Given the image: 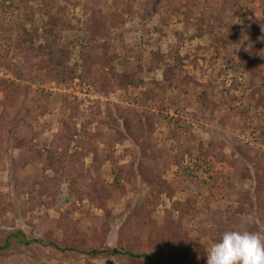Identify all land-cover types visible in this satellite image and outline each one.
Wrapping results in <instances>:
<instances>
[{"label":"rangeland","instance_id":"obj_1","mask_svg":"<svg viewBox=\"0 0 264 264\" xmlns=\"http://www.w3.org/2000/svg\"><path fill=\"white\" fill-rule=\"evenodd\" d=\"M96 1L105 18L102 28L94 14L83 15L80 6L74 11L84 28L79 43L100 57L101 66L126 52L161 50L172 56L176 76L165 82L161 68L151 66L137 87L124 84L105 94L86 80L58 85L45 72L23 66L15 54H5V41L20 20L8 24L0 11V25L7 27L0 32V245L7 233L23 231V240L10 234L0 248V264H61L67 257L78 262L73 252H56L49 244L80 248L98 242L105 249L134 238L139 252H152L161 262L183 260L191 248L199 264H206L208 250L224 232H264V207H257L252 190L256 175L264 186V0H238L237 13L213 10L237 32L233 43H218L217 49L210 34L199 32L205 24L192 32L178 23L161 28L168 4L185 0H131L130 8L126 0ZM200 1L196 14L205 7ZM170 14V21L180 17ZM151 89H162L164 96L148 97ZM44 98L45 110L38 113L34 104ZM66 101L78 103L71 119ZM112 116L120 117V131ZM67 119L74 134L70 149L83 150L85 173L107 195L104 209L77 199L66 182L53 183L59 187L51 193L39 185L53 189L49 179L60 175L52 139L65 133ZM256 151V163L249 165L245 158ZM262 194L264 200V188ZM138 199L145 207L131 230L125 227L127 209ZM80 261L147 264L142 258Z\"/></svg>","mask_w":264,"mask_h":264},{"label":"trees","instance_id":"obj_2","mask_svg":"<svg viewBox=\"0 0 264 264\" xmlns=\"http://www.w3.org/2000/svg\"><path fill=\"white\" fill-rule=\"evenodd\" d=\"M204 2L205 7L196 14L194 7L201 3L200 0H185V2L180 5H175L174 1H171L168 4V7L171 8L169 9V12L180 17L176 21H170L171 14L169 13L164 18L165 23L161 28L167 27L168 25L173 26L178 23L185 32L189 30L192 32L197 30L202 24H205L203 30L202 28H199V32L201 33L204 31L212 36L215 49H217L216 45L218 43L221 47L233 43L235 37H237V32L235 30H229L226 24L224 25V23L218 21L221 13L215 15L213 14V10H222L226 7V9L228 8L237 13L240 7L238 0H204ZM232 3H234V6L237 5V9L232 8ZM124 4H126L127 8H130L131 0L124 1ZM78 6L81 7L80 9H82L83 15L94 14V17H96V23L101 24V28L103 27L104 24L102 22L105 21V18L102 17V11L100 10V7H98L99 1L97 5L96 0H0V11L4 13L3 19L7 18L8 24L11 19L20 20L18 23L20 27H17V29L14 30V36L12 38L11 36L8 37L5 41V45H7L5 54L8 55L10 52L15 54L23 66H32L31 68L33 69L45 72L54 79L58 85L69 86L75 79L81 81L86 80V82H89V85H92L97 92L103 94L108 90H115L124 84L137 87L139 83L143 81L142 77L151 71V66L153 68H161L163 81L165 82H169L171 78L176 76L171 62V55H169L168 58L166 57V53H163L161 50H156L148 51L141 55L136 52L132 56L128 55L125 51L126 48L124 45H122V49L127 55H115L109 59V62H107L105 67L101 66L99 62H97V60L100 61V57L96 54L89 53L87 48L84 47V45L81 46L79 43V38H81V32L84 31V28H81L82 21L74 11ZM168 21L169 23L167 24ZM222 26H226L227 30L221 33L218 31L215 32V27H218L219 29V27ZM6 28V26L3 27L0 25V32L6 31ZM178 32L180 31L173 30L174 34L179 35L180 33ZM244 48L243 52L247 49L246 45ZM75 51H77L78 54L74 59ZM178 62L180 61L178 60ZM165 82L161 83L162 85L160 88L164 87L163 84ZM160 91L154 93L151 89V94L149 93L148 97L154 98V96H161L162 98L164 95L163 93L160 94ZM200 96L198 97L200 98ZM45 100L46 98L35 102L34 108L38 113L44 112L46 107ZM66 104L72 108H70L71 113L68 116L69 119H71L73 115L77 116L76 110L78 109V103H75L74 101H66ZM112 119L115 124V129L117 128L116 130L120 131V117L112 116ZM140 120L141 119H139V121ZM63 124L66 127L65 133L61 136H55L52 139L54 152L51 153L52 157H57L59 159L58 167L61 171L59 177L54 176L49 179V181H53L50 182V184L53 185V183L56 182H59L58 184H60L62 181L66 182L69 192H71V194L77 199H88L93 206L104 209L107 195L98 186L97 181L92 180L91 177L85 173L83 150H77L76 148L70 149V142L73 141L74 134L69 125L68 119L63 121ZM136 147L142 148V144H137ZM257 152L258 151H256L254 157L250 158L247 156L245 158L249 165L256 163L254 159L256 158ZM147 153H149L148 150L143 151V154L146 155ZM150 157L153 163L155 161L156 165L157 158L155 157V154L154 159H152L153 154L150 155ZM244 157L245 156H243V158ZM155 167L159 168L158 166ZM253 171L255 175L258 173L257 168H254ZM133 174L136 177V180L140 179L141 176L138 172L133 171ZM148 178L152 179L151 181L154 179L151 174ZM58 184L56 185L57 187L53 185L54 188L52 189L50 186L48 187L45 182H39L40 187L46 190L47 193L54 192V189L59 187ZM262 187L264 188V186L260 184L259 178L257 179L256 175L252 190L257 207H260V209L264 207L262 206L264 201ZM145 200L150 202L148 197H145ZM143 207H145V203L142 199L135 200L134 204L128 205V223L125 226L126 228H131V230L136 228L137 220L143 215ZM165 222L167 223L168 221L165 220ZM67 224V227H69L72 226L73 223L70 220H67ZM163 227L164 225L161 226L158 233L161 235L160 237H162L160 239L164 238L166 229L163 230ZM122 231L125 232L124 227H122ZM22 233L23 231L7 233L4 240H1L2 245H0V248L7 246L10 234L18 239H22ZM166 237L169 238L170 234L167 233ZM127 240H129V238ZM137 240L138 239L136 238L131 239L128 244H126L124 240H120L116 244L107 246L105 249L100 248L98 242L97 244L84 242L85 245L80 248L58 246L51 243L49 246L51 250L53 249L56 252H73L72 254L76 255V260L78 262L67 257L66 259L63 258L65 263L61 264H85V261H80V257H85V260L98 259L99 257L120 259L142 258L147 264H199V261L196 259L195 253L191 248L185 253L183 260L166 263L157 260L152 252H139L140 246L138 244L139 240ZM159 247L160 246H157V248ZM55 260L57 262L59 259L55 258ZM199 260L205 263L204 258L201 256ZM107 262H105V264L111 263ZM111 264H113V262Z\"/></svg>","mask_w":264,"mask_h":264},{"label":"clouds","instance_id":"obj_3","mask_svg":"<svg viewBox=\"0 0 264 264\" xmlns=\"http://www.w3.org/2000/svg\"><path fill=\"white\" fill-rule=\"evenodd\" d=\"M206 264H264V232H224L208 250Z\"/></svg>","mask_w":264,"mask_h":264}]
</instances>
